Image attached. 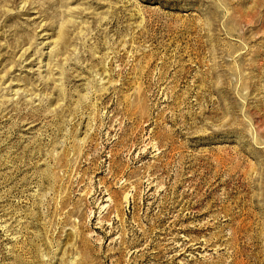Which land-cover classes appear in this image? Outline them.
<instances>
[{
	"label": "rangeland",
	"instance_id": "obj_1",
	"mask_svg": "<svg viewBox=\"0 0 264 264\" xmlns=\"http://www.w3.org/2000/svg\"><path fill=\"white\" fill-rule=\"evenodd\" d=\"M0 264H264V0H0Z\"/></svg>",
	"mask_w": 264,
	"mask_h": 264
}]
</instances>
